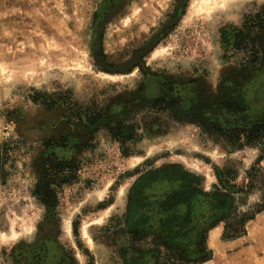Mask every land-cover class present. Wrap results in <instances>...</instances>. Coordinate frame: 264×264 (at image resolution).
<instances>
[{
    "label": "rangeland",
    "instance_id": "obj_1",
    "mask_svg": "<svg viewBox=\"0 0 264 264\" xmlns=\"http://www.w3.org/2000/svg\"><path fill=\"white\" fill-rule=\"evenodd\" d=\"M261 120L264 0H0V264H125L113 242L133 211L181 186L226 197L239 226L264 157L247 173L260 152L235 133ZM258 218L250 237L209 228L215 264L237 248L264 264Z\"/></svg>",
    "mask_w": 264,
    "mask_h": 264
},
{
    "label": "trees",
    "instance_id": "obj_2",
    "mask_svg": "<svg viewBox=\"0 0 264 264\" xmlns=\"http://www.w3.org/2000/svg\"><path fill=\"white\" fill-rule=\"evenodd\" d=\"M262 121L264 120L258 121L255 127L248 131L235 133L237 138L242 133L245 143L255 144L260 152L247 173H250L264 157V123ZM66 166L63 160L52 163L50 168L56 172L55 178H57L56 175H61L63 179L71 175V172L66 173ZM228 173L226 167L218 170L216 174L218 182L223 183L222 176ZM50 181L52 180L49 178H42L35 191L46 205L56 201V193L50 187ZM242 192L247 197L248 191L242 190ZM246 197L241 200L245 202ZM199 198L207 204V208H197V210L190 208L196 200L199 202ZM159 202L162 207L136 208L129 217L127 235L120 241L118 238L114 239L113 244L119 247L116 252L125 264H200L211 259L213 253L206 244L209 228L216 221L222 220L224 221L223 236L226 238L245 234L246 222L264 210V192L253 212L240 214L237 221L239 226L232 227H229L226 221L230 208L224 196L207 193L198 197L197 191H192V188L189 191L187 186H181L166 193L165 200ZM180 203H184L187 208H177ZM148 233L160 235L167 244L164 247H151V243L145 239Z\"/></svg>",
    "mask_w": 264,
    "mask_h": 264
},
{
    "label": "crops",
    "instance_id": "obj_3",
    "mask_svg": "<svg viewBox=\"0 0 264 264\" xmlns=\"http://www.w3.org/2000/svg\"><path fill=\"white\" fill-rule=\"evenodd\" d=\"M260 215L261 216L264 215V210L258 212L255 215V218L250 219V220H248L246 222V224H245V229H246L245 236L250 237L251 231L254 229L253 227L256 226V225H260L259 218H258V217H260ZM214 229H215V227L212 228L211 231H209L208 234L210 235V232H212ZM238 239H240V238H237V239H234L232 241H229V243L234 244V243H236L238 241ZM235 245H237V244H235ZM242 254H243V252L240 251L239 248H237L236 252H232L231 257H230V254H228V256L230 257V259H228V260H230V261L225 262L224 264H246L247 261L245 260V258H242ZM215 255H216V252L214 250L212 258L210 259L214 264L216 263V261H215L216 260V256ZM210 260H208V261H210ZM235 260H237V261H235ZM251 261L253 262V264H255V263L258 264V262H254L252 259H251ZM206 263H207V261H204V262H202L200 264H206ZM259 263H261V262H259Z\"/></svg>",
    "mask_w": 264,
    "mask_h": 264
}]
</instances>
